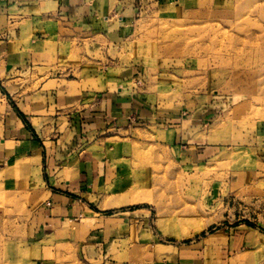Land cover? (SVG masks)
<instances>
[{
  "label": "rangeland",
  "instance_id": "374dc122",
  "mask_svg": "<svg viewBox=\"0 0 264 264\" xmlns=\"http://www.w3.org/2000/svg\"><path fill=\"white\" fill-rule=\"evenodd\" d=\"M185 4L177 17L144 13L120 44V59L139 70L135 91L127 93L149 114L82 141L84 150L108 161L98 204L147 208L161 240L181 243L228 224L264 227V0ZM61 37L67 43L51 62L17 73L18 84L0 64V130L14 87L50 89L56 78H80L85 89L97 85L95 61L102 56L86 55L69 33ZM60 116L69 140L73 118ZM39 192L30 175L0 180V264L34 258L30 227ZM57 251L56 264H90L73 247Z\"/></svg>",
  "mask_w": 264,
  "mask_h": 264
},
{
  "label": "crops",
  "instance_id": "0c3cea01",
  "mask_svg": "<svg viewBox=\"0 0 264 264\" xmlns=\"http://www.w3.org/2000/svg\"><path fill=\"white\" fill-rule=\"evenodd\" d=\"M186 2L0 0V64L12 84H18L17 73L51 62L67 43L63 34L81 39L89 57L102 56L95 61V87L85 89L80 78H56L58 85L50 89L8 90L13 101L0 130V180L30 175L42 198L30 227V241L38 244L30 264H56L60 246L73 247L90 264L264 263L263 226L228 224L187 242H164L150 224L149 209H110L95 198L109 175L108 161L84 150L82 141L149 114L138 96L127 93L135 91L131 84L139 70L120 59V44L144 13L177 17L186 12ZM65 111L73 118L69 140L58 125Z\"/></svg>",
  "mask_w": 264,
  "mask_h": 264
},
{
  "label": "bare ground",
  "instance_id": "6f19581e",
  "mask_svg": "<svg viewBox=\"0 0 264 264\" xmlns=\"http://www.w3.org/2000/svg\"><path fill=\"white\" fill-rule=\"evenodd\" d=\"M261 10H264V8L262 7Z\"/></svg>",
  "mask_w": 264,
  "mask_h": 264
}]
</instances>
